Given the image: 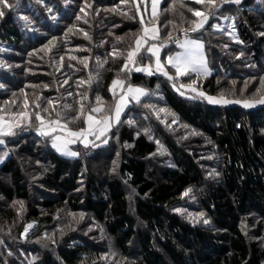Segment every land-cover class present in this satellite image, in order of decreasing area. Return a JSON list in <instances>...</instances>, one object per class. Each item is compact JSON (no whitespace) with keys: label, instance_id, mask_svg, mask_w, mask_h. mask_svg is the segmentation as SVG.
I'll return each instance as SVG.
<instances>
[{"label":"trees","instance_id":"trees-1","mask_svg":"<svg viewBox=\"0 0 264 264\" xmlns=\"http://www.w3.org/2000/svg\"><path fill=\"white\" fill-rule=\"evenodd\" d=\"M39 1L54 11L45 14L33 5L40 13L33 15L32 29H20L12 11L3 9L0 116L16 115L25 98L32 117L39 112L45 121L59 119L79 131L84 119L69 121L79 116L81 104L85 114L103 106L101 115L110 116L116 100L110 89L120 80L123 87L147 92L128 110L146 132L120 123L115 136L121 148L113 144L74 159L59 156L37 134L40 123L31 116L29 125L6 137L0 146V155L7 152L0 165V264H264V108L210 106L181 95L162 74L122 70L142 29L133 0ZM208 3L203 4L213 5L207 10L212 15L191 37L203 42L211 75L167 71L173 82L197 85L207 96L225 91L229 98L247 99L236 88L259 73L254 67H264V0ZM199 5L195 0H162L154 20L159 46L194 26L198 17L193 12L204 10ZM222 18H233L239 44L227 36V27L214 31ZM175 49L162 50V59ZM155 94L201 138L179 140L166 134L147 109L161 105ZM210 143L221 155L216 181H206L202 170L201 152ZM159 144L166 158L156 159L155 165ZM126 187L136 193L135 213L144 231L136 229L129 214ZM189 188L202 190L206 226L175 212ZM69 214L84 219L78 224L79 217ZM247 216L261 237L256 242L240 227L241 217ZM92 222L102 226L110 250L87 238ZM29 224L36 226L23 238Z\"/></svg>","mask_w":264,"mask_h":264},{"label":"rangeland","instance_id":"rangeland-1","mask_svg":"<svg viewBox=\"0 0 264 264\" xmlns=\"http://www.w3.org/2000/svg\"><path fill=\"white\" fill-rule=\"evenodd\" d=\"M146 1L147 0H135V2H133L135 7H137V10L139 12L140 21L141 20L143 21V23L141 22L142 29H141V35L139 37L143 36L142 32H143L145 25H147V24L148 25L149 24L156 25V23L154 21L155 18H153L152 20L150 19L149 21L144 20V18H142V12H143V10L146 9ZM240 1H242V0H240ZM8 2L10 4L14 5V8L11 10L8 8H4V9H6L9 12L12 11L11 15L13 16V19H15L17 23H19L20 29H22L23 27H27V29L33 28V27H30V25L33 24V15L40 13V12H37L36 10H34V11L32 10L33 5H35L39 8H42L44 10L45 14L46 13L50 14V13H52V11H54L53 8H50L51 6L46 7L44 2L39 1V0H33V1L26 0L25 3H23V4H21L22 2H21V0H19L18 5H17V0H8ZM255 3H257V1ZM151 4L153 5V0H151ZM198 4H200L199 5L200 8L203 9V7H204V10L201 11L202 14H204L208 17H210L212 15L211 12L207 11V10H210L209 8H211V6H213L212 4L207 5V6H204L205 4H203V3H198ZM208 4H210V3H208ZM144 7H145V9H144ZM159 10H160V8H159ZM158 14H159V12H158ZM3 16L0 17V19H2ZM24 17H27V19L25 20ZM200 19H201V17H198L197 21H199ZM226 20L224 18L219 19V21L216 22L215 25H213L214 31H222L224 29V27L225 28L227 27L228 32L231 30L229 33L227 32V36L230 37L233 42L239 44L240 41L238 39V35L236 33L235 28H233V26H234V24L232 22L233 18L229 19V21H226ZM190 29L191 28L182 29L181 31L190 30ZM180 32H178L176 34H179ZM194 33L195 32H193V34ZM175 35L171 36L169 39H171ZM187 39L195 40L202 45V47L200 49V55L203 58L204 66L208 70V74H204L202 71L200 74H197V72H195L191 68H189L188 73H193V74H196L197 76H200V77H209L211 75V69L209 67L207 57H206V54L204 51L203 42L196 37H191V35ZM158 44H159V42H158ZM134 47H135V45H134ZM3 50H6V48H3ZM78 50L79 49H75V52H77ZM183 52H184V49L180 46V44H178L176 49L174 51H172L171 53L167 54L161 63L165 64L166 67L172 68L173 70L176 71V69L173 68L171 66V64L168 63V57L175 56L177 53L182 54ZM241 56L242 55H237V58H240ZM142 59H145L148 62L151 61V59H149V58L147 59V58H141L140 56H137L135 63L134 64L129 63L128 68L132 70L133 66L135 64L140 63ZM1 60H2V57H0V68L3 65ZM144 67H151L153 74L148 75L146 72H136V73H140V74L148 75V76L161 74L160 72L156 71V69L154 68L155 67L154 65L152 66L151 64L145 63L144 66H142L140 68H144ZM262 67H263V65H261V67L260 66L254 67V69L257 70L259 73L255 72L256 75L254 76V78H250L248 80H245V84H247V87L242 85L241 88L240 87L236 88V92L238 94H240V97H247V99H244V100L259 101L262 98H264V84L261 83V81L264 80V67L263 68ZM168 68H165V71L167 73H168V71H167ZM260 70H262V72H260ZM168 76H170L169 73H168ZM168 76H166V77L168 78ZM169 81L171 83L175 84V85H173V87H174V90H176L178 93L181 94V92H183L184 93L183 96L191 97L195 100H199V99L204 100V102L210 106H221V107L236 106V107H240V108H243L246 110H256L259 108H264V104H261V103H255L252 107H244L243 104H238V103H231V104L209 103L206 99L197 95V93L203 92L197 87V85L194 86L192 83L191 84H179V83L173 82L172 79ZM182 85L184 87H181ZM188 86H191V87H188ZM128 87H135V86H127V87H123V88L126 89ZM138 88L143 89L141 87H138ZM193 88L195 89V91L192 90ZM114 91H115V96H116V100L114 103V106H115L116 101H117V93H116V89H114ZM220 94L221 95L223 94V96L228 100H235L233 98L227 97L225 91L221 92ZM146 95H147V93H146ZM221 95L216 96V98H219ZM154 96H155V98H158L157 102H159L161 105L156 106L154 104H150V105H148L147 109L152 113V115L154 116V118H156V120L158 122L159 121L161 122V126L165 130L166 134H168L170 136H174L176 139H179V140H184L187 138H191V139L201 138V135L195 129L185 125L184 123H182L178 119V117L168 107L163 106L164 99L162 96H159L158 94H155ZM141 100H139V102ZM236 100L244 101L241 99H236ZM25 101H27V99L24 98L23 103H25ZM129 101L130 102H128L129 103L128 106L124 109L119 122L116 125L111 126V128L105 133V135L99 136V138H97V135L89 136L87 138V141H88L87 147H85V143L82 142L81 139H77L76 143H70V144L63 145V151L58 150L56 147H53V143H54L53 138L55 136H66L67 135L66 130H61L59 128L56 131H50V134L47 136L41 135L39 131H37V134L39 136H41V138H44L45 140H47V143L49 144V146L59 156L66 158V159H74V158L79 157L80 155H90V154L94 153L93 150H96V149L98 150V149L103 148V147H110L113 144H116L117 147L121 148L120 143L118 142V137L115 136V134H117L119 131L117 126L120 123L122 124V127H126L125 125H128L129 127L133 126L134 128H136L140 131L146 132V130L144 129V126L143 127L140 126L138 121L134 122L133 120H131L132 115L130 113H128L130 106L135 105L139 102H137V100L132 101V99H130ZM16 102H17V100L14 101V103H16ZM135 106H137V105H135ZM3 107H4V105H3ZM99 107L103 108V106H99ZM135 108L136 107H134V110H136ZM28 109H29L28 107L26 108L25 106H23L20 108V110L17 114H19L21 112H27L28 113L29 112ZM113 109H114V107H113ZM37 113L41 116V114L39 112H37ZM37 113H35V115ZM17 114L12 115V116L9 115L10 117L4 116L6 125L9 123H12L13 125H15L17 122L19 123V127L14 126L13 131L30 124V123L28 124L29 118L31 116L30 114H29V118H27V119H25L23 117H18ZM94 114L95 113H93V115ZM101 114H99L101 118L105 116V115L103 116ZM14 117H16V119H14ZM32 118H35V117L33 116ZM53 121H55V120H53ZM129 121H131V123H129ZM84 124H85V122H84ZM146 125H147V123H146ZM73 131H76V130H73ZM6 137H8V136H0V139L4 140V143L0 144V146L5 144V138ZM88 139H90V140H88ZM202 139H204V138H202ZM211 145H212V143H210L208 150H202V152H201L202 158L204 160V162H203L204 166L202 165V170H203L204 179L206 181H216L219 178L218 167H219V159H220L221 155H220V153H218L216 151V148L211 147ZM68 152H75L76 155L75 156L68 155L67 154ZM6 158H7V152H6V154L3 153L2 155H0V165L6 160ZM158 158L159 159L166 158V153H165L164 147L160 144L158 145V152L156 154V157H154V159H152L153 164L156 165V159H158ZM116 165H117V156L115 157V160L111 166L113 172L115 171ZM126 192H127L128 199H129V214L134 218V220L136 222V229L140 230V231H144L143 224L140 221L139 217L135 213L136 197H137L136 193L130 187H126ZM186 192L188 193L187 195H185ZM185 193L182 195L183 198L181 197L182 200L180 202L179 207L176 209L175 212L178 214L179 217L187 220L188 222H190L192 224L206 226L208 223H204V221L207 220L208 216L206 215L204 207H202V203H201L202 202V200H201L202 190L196 189V188H189L187 191H185ZM69 216H70V218L79 217L78 224L80 222H82L84 219V215H81V214L76 215V216L69 214ZM248 217L250 218V216L241 217V219L243 221H242L240 227L249 236V237H247L248 240L252 239L253 242H256L257 240L261 239V237L253 229L255 224L253 226V224L248 220L249 219ZM259 222H260V220L255 219L256 224H259ZM29 225H31V227H28ZM29 225H27L25 227V229L27 228V231H25V229H24V231L22 233L23 238H25L36 226L35 224H29ZM86 228H87L86 229L87 232L89 233V236L87 238L92 243L97 244V245L101 244L102 246H104V249H106V248L109 250L111 249V246H112L111 242L108 239L106 233L104 232V230L100 224L92 222L91 225L87 226ZM261 232H263V226H261ZM262 247L264 248V245ZM108 254H109V252H108Z\"/></svg>","mask_w":264,"mask_h":264},{"label":"snow or ice","instance_id":"snow-or-ice-1","mask_svg":"<svg viewBox=\"0 0 264 264\" xmlns=\"http://www.w3.org/2000/svg\"><path fill=\"white\" fill-rule=\"evenodd\" d=\"M125 2H126V0H125ZM133 2H135V0H133ZM159 2H160V0H153L154 7ZM195 2L196 3H204L205 0H195ZM208 2L211 3L212 0H208ZM232 2L239 3L240 0H232ZM18 4H19V0H17V5ZM4 8H8L11 10L14 8V5L10 4L8 2V0H0V17H2L4 15V10H3ZM190 11H191V9H190ZM154 15H155V13H154ZM193 15L196 17H201V19L198 22L197 21L192 22L194 26L190 29V31L196 32L199 29L203 28L204 24L207 22L208 16L202 14L199 11L193 12ZM24 19L26 20L27 17H24ZM141 22L143 23L142 20H141ZM150 31L152 33V36H151L152 39L158 38V36H157L158 30L156 28H153V29L144 28L143 29L144 36L136 39L135 48H134V50L128 52L127 62L125 63L124 69H122V70L131 71V69L128 68V64L129 63H133V64L135 63L136 57L140 53V50H141L143 44L146 43L148 33ZM163 46H164V44L162 43L161 47H163ZM180 46L184 49V52L182 54L177 53L175 56L168 57V63L171 64V66L176 69L177 76H184V75L188 74L189 68H191L193 71L197 72V74H200L201 71L204 74H208V70L204 66L203 58L200 55V49H201L202 45L195 40L186 39L182 43H180ZM146 51L151 53L152 55L156 56V58H157L156 59V71L160 72L164 76H168V73L166 71H164V67L160 63V59H159L160 48L153 44V45L149 46L146 49ZM73 59H74V57H73ZM81 63H84V61H81ZM135 71L146 72L148 75L153 74L151 67H144V68L138 67L135 69ZM168 79L171 80V79H173V77L168 76ZM261 83L264 84V80H262ZM122 84H123V81H120V80H114L113 81L112 89H110V91H113V95H115L114 89L118 85L122 86ZM181 87H184V86L182 85ZM188 87H191V86H188ZM246 87H247V85H246ZM192 90L195 91L194 88ZM127 92L134 99H136L137 102H139L140 96L145 94L143 89L132 88V87H129L127 89ZM181 95H184V93L181 92ZM197 95L206 99L209 103H213V104L238 103V104H243L244 107H252L255 103L264 104V98H262L259 101H249V100L240 101V100H228L223 96V94L219 98L206 96L203 92H199V93H197ZM96 99H97V104L99 105L101 103L100 97H97ZM126 100H127V97L122 95V96H120L119 101L114 106L115 119L117 121H119L120 114H121L122 110L124 109V107L126 106ZM48 103L51 104L52 102L48 101ZM25 107L26 108L28 107L27 101H25ZM37 107H39V105H37ZM65 109L70 110V106L65 105ZM44 111H48V109H45ZM102 112H104V109L102 107L98 106L95 108H90L88 110V113L85 114L84 106H83V104H81V107L79 109V116L72 117V119L69 121V123L75 124L78 122V120L84 119V122L87 124V128H82L79 131L71 130L68 127L67 123L61 124L59 119H57L55 121H52V120L45 121L37 113L35 115V119L40 122L39 128L37 130L40 132L41 135H45V136L49 135L50 131H56L58 128L61 130H66V132H67L66 136H55L53 138L54 139L53 147H56L58 150L63 151V145L70 144V143H76L77 139H81L82 142L85 143V147H87V137L89 135L95 134V135H97V138H99V136L105 135V133L112 126L110 121L113 119V117H111L109 115H105L103 117V119H96L93 116V113H102ZM17 115H18V117H23L25 119L29 118V114L27 112H21ZM59 115L60 114L57 113V116H59ZM14 119H16V117H14ZM129 123H131V121H129ZM14 126L19 127V123L17 122L15 125H13L12 123H9L6 125L5 124V118L3 116H0V136L15 135L16 133L13 131ZM3 143H4V140L0 139V144H3ZM67 154L72 155V156L76 155L75 152H68ZM187 194L188 193L186 192L185 195H187ZM204 223H208V221L205 220ZM28 227H31V225H29ZM25 231H27V228L25 229Z\"/></svg>","mask_w":264,"mask_h":264},{"label":"crops","instance_id":"crops-1","mask_svg":"<svg viewBox=\"0 0 264 264\" xmlns=\"http://www.w3.org/2000/svg\"><path fill=\"white\" fill-rule=\"evenodd\" d=\"M161 2H162V0H160V2L159 3H157L156 5H155V7H154V5H152L151 4V0H148V8H146L145 9V7H144V9L145 10H143V12H142V18H144V20H147V21H149L150 19L152 20L153 18H155L156 16H157V14H158V12H159V8H160V5H161ZM154 13H155V15H154ZM144 28H148V29H153V28H156L157 30H158V28H157V26L156 25H151V24H147V25H145V27ZM142 35L144 36V32H142ZM142 36V37H143ZM151 36H152V33H151V31L148 33V37H147V40H146V43H144L143 44V46H142V48H141V50H140V53L138 54V56H140L141 58L143 57V58H149V59H151V61H146V64H151L152 66L154 65L155 67V69H156V56H154V55H152L151 53H149V52H147L146 51V49L149 47V46H151V45H156L157 47H159L160 48V46H159V44H158V38L157 39H152L151 38ZM157 36H159V32L157 31ZM135 48V47H134ZM134 50V49H133ZM163 53V51H162V49L160 48V52H159V59H160V63L164 60V59H162V54ZM137 58V57H136ZM142 62H143V59L141 60V62L140 63H138V64H135L134 66H133V68H132V70L134 71V72H138V71H135V69L136 68H138V67H142V66H144V64H142ZM162 64V63H161ZM163 65V67H164V71H165V68H168V67H166V65L165 64H162ZM212 73V72H211ZM129 88V87H128ZM128 88H126V89H124L123 88V84H122V86H117L115 89H116V93H117V101H116V103L119 101V98H120V96H122V95H124V96H126L127 97V100H126V106L124 107V109L128 106V102H130L129 100L130 99H132V101H135L136 99H134L131 95H129L128 94V92H127V89ZM132 88H138V87H132ZM144 95H142V96H140V98H139V100H141V99H143L144 98V96L146 95V91L144 90ZM124 109L122 110V112H121V114H120V117H119V120H120V118H121V115H122V113H123V111H124ZM99 114H101V113H95L93 116L96 118V119H103V117L101 118L100 117V115ZM111 117H113V119L110 121V123H111V125L112 126H114V125H116L119 121H117L116 119H115V112H114V109H113V112H112V114L110 115ZM84 128H87V124L85 123L84 124ZM95 135V134H94ZM89 136H91V135H89ZM88 136V137H89ZM87 137V138H88ZM88 140H90V139H88ZM87 143H88V141H87Z\"/></svg>","mask_w":264,"mask_h":264},{"label":"built area","instance_id":"built-area-1","mask_svg":"<svg viewBox=\"0 0 264 264\" xmlns=\"http://www.w3.org/2000/svg\"><path fill=\"white\" fill-rule=\"evenodd\" d=\"M193 32L190 30H183L179 34H176L174 37L169 39L163 47H161L162 50H165L166 48H175L178 44L182 43L184 40H186Z\"/></svg>","mask_w":264,"mask_h":264}]
</instances>
